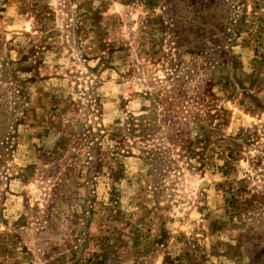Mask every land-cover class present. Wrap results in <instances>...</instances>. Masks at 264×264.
<instances>
[{
  "label": "rangeland",
  "instance_id": "rangeland-1",
  "mask_svg": "<svg viewBox=\"0 0 264 264\" xmlns=\"http://www.w3.org/2000/svg\"><path fill=\"white\" fill-rule=\"evenodd\" d=\"M0 264H264V0H0Z\"/></svg>",
  "mask_w": 264,
  "mask_h": 264
}]
</instances>
